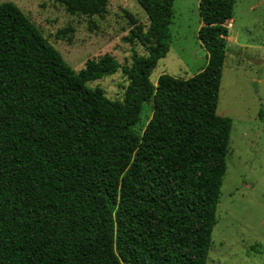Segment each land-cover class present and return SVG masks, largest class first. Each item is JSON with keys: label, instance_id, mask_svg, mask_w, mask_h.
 Wrapping results in <instances>:
<instances>
[{"label": "trees", "instance_id": "trees-1", "mask_svg": "<svg viewBox=\"0 0 264 264\" xmlns=\"http://www.w3.org/2000/svg\"><path fill=\"white\" fill-rule=\"evenodd\" d=\"M54 1L91 17L109 0ZM173 1L136 0L148 28L125 40L145 56L132 51L125 67L104 54L78 72L0 3V264H206L232 128L216 108L235 0H199L207 64L154 85ZM118 69L122 100L88 86Z\"/></svg>", "mask_w": 264, "mask_h": 264}, {"label": "rangeland", "instance_id": "rangeland-1", "mask_svg": "<svg viewBox=\"0 0 264 264\" xmlns=\"http://www.w3.org/2000/svg\"><path fill=\"white\" fill-rule=\"evenodd\" d=\"M13 2L76 72L87 60L111 55L129 67L132 51L146 55L137 40L125 39L148 19L136 0H109L100 16L71 14L54 0H0ZM199 0H174L169 26L170 46L150 74L155 85L161 74L188 78L208 60L197 39L202 26ZM69 29L63 34L59 32ZM226 53L216 113L232 119L225 175L216 209V224L206 264H264V0H235L228 23ZM128 81L116 73L91 82L111 100H122ZM143 105L136 130L151 116Z\"/></svg>", "mask_w": 264, "mask_h": 264}, {"label": "crops", "instance_id": "crops-1", "mask_svg": "<svg viewBox=\"0 0 264 264\" xmlns=\"http://www.w3.org/2000/svg\"><path fill=\"white\" fill-rule=\"evenodd\" d=\"M208 61V60H207ZM207 61L203 64V66L201 67V69L200 70H198L196 73H198L199 71H201L202 70V68L207 64ZM225 63V62H224ZM164 74V73H163ZM189 77H191V76H189ZM188 77V78H189ZM156 84V83H155Z\"/></svg>", "mask_w": 264, "mask_h": 264}]
</instances>
